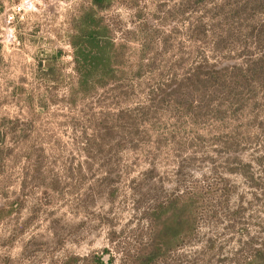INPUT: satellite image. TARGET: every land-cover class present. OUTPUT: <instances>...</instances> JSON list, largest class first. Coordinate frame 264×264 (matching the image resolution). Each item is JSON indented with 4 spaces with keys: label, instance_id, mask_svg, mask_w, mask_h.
<instances>
[{
    "label": "rangeland",
    "instance_id": "1",
    "mask_svg": "<svg viewBox=\"0 0 264 264\" xmlns=\"http://www.w3.org/2000/svg\"><path fill=\"white\" fill-rule=\"evenodd\" d=\"M88 7L0 0V264H264V0H111L79 92Z\"/></svg>",
    "mask_w": 264,
    "mask_h": 264
},
{
    "label": "trees",
    "instance_id": "2",
    "mask_svg": "<svg viewBox=\"0 0 264 264\" xmlns=\"http://www.w3.org/2000/svg\"><path fill=\"white\" fill-rule=\"evenodd\" d=\"M110 3L111 0H90V7L72 19L69 45L77 73L76 91L87 92L113 75L118 48L110 38L109 26L99 14Z\"/></svg>",
    "mask_w": 264,
    "mask_h": 264
}]
</instances>
